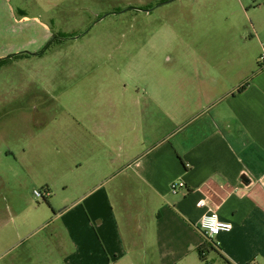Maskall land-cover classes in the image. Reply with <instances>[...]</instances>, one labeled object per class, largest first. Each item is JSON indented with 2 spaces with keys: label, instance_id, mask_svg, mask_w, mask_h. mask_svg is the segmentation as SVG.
Returning a JSON list of instances; mask_svg holds the SVG:
<instances>
[{
  "label": "crops",
  "instance_id": "0c3cea01",
  "mask_svg": "<svg viewBox=\"0 0 264 264\" xmlns=\"http://www.w3.org/2000/svg\"><path fill=\"white\" fill-rule=\"evenodd\" d=\"M251 35L199 45L181 108L155 100L93 122L78 140L92 156L75 167L92 180L74 196L46 184L42 203L0 175V264H264V31ZM176 181L186 188L173 194ZM203 199L234 225L213 243L199 230Z\"/></svg>",
  "mask_w": 264,
  "mask_h": 264
},
{
  "label": "rangeland",
  "instance_id": "374dc122",
  "mask_svg": "<svg viewBox=\"0 0 264 264\" xmlns=\"http://www.w3.org/2000/svg\"><path fill=\"white\" fill-rule=\"evenodd\" d=\"M259 29L264 0H0V61L29 53L0 65V175L74 196L92 180L75 167L92 156L78 140L93 122L155 100L181 108L199 45L250 43Z\"/></svg>",
  "mask_w": 264,
  "mask_h": 264
},
{
  "label": "built area",
  "instance_id": "2783aa9c",
  "mask_svg": "<svg viewBox=\"0 0 264 264\" xmlns=\"http://www.w3.org/2000/svg\"><path fill=\"white\" fill-rule=\"evenodd\" d=\"M261 63L264 68V54L261 57ZM184 188H186V184L183 181H176L171 184V192L173 194H178ZM35 196L38 199L44 200L50 196V191L46 189L35 191ZM198 205L202 208L208 207L207 212L202 216L200 221L199 230L209 242L213 243L214 239L222 233L233 232V223L223 220L219 216L217 208L211 207L206 199L201 200Z\"/></svg>",
  "mask_w": 264,
  "mask_h": 264
},
{
  "label": "trees",
  "instance_id": "16d2710c",
  "mask_svg": "<svg viewBox=\"0 0 264 264\" xmlns=\"http://www.w3.org/2000/svg\"><path fill=\"white\" fill-rule=\"evenodd\" d=\"M58 38H55V40H57ZM45 52V51H44ZM23 56H29V53H20V54H16V55H13L7 59H3L0 61V65H3L5 64V62L11 60V59H16V58H20V57H23ZM45 190V189H44Z\"/></svg>",
  "mask_w": 264,
  "mask_h": 264
},
{
  "label": "water",
  "instance_id": "95a60500",
  "mask_svg": "<svg viewBox=\"0 0 264 264\" xmlns=\"http://www.w3.org/2000/svg\"><path fill=\"white\" fill-rule=\"evenodd\" d=\"M146 12H148V13H149V12H151V10H149V11H146Z\"/></svg>",
  "mask_w": 264,
  "mask_h": 264
}]
</instances>
